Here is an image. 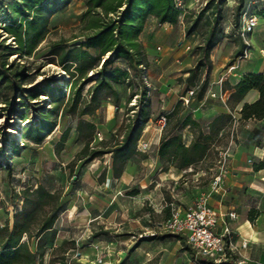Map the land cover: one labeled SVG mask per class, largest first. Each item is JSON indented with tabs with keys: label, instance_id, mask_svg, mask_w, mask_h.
Wrapping results in <instances>:
<instances>
[{
	"label": "rangeland",
	"instance_id": "rangeland-1",
	"mask_svg": "<svg viewBox=\"0 0 264 264\" xmlns=\"http://www.w3.org/2000/svg\"><path fill=\"white\" fill-rule=\"evenodd\" d=\"M204 1L198 0L183 21L165 26L156 22L148 33L140 36L145 51L142 68L150 98L147 107L150 121L143 128L137 153L127 162L121 177L114 174L111 153L88 159L92 149L103 147L101 142L108 140L111 145L121 138L134 112L128 109L136 107L133 105L138 101L135 96L129 102L132 85L127 81L115 83L120 100L115 102L113 97L102 93L106 98L102 105L94 114L82 118L97 124L86 152L82 136L88 127H82L81 133L77 114L60 117L63 102L70 97L73 79L50 51L55 42L79 41L81 2L72 1L64 12L52 18L50 32L36 53L10 57V61L21 64V69L26 66L28 76L19 78L22 87L56 78L64 89L61 99L54 102L48 96H41L30 107L25 106L26 100L20 94L14 100L11 91L0 89V110L4 109L0 111V225L5 222L13 225L16 212L23 207L25 188L35 189L42 184L60 193L55 222L57 237L46 247V262L60 259L61 252L53 253V250L64 243L71 247L68 264H207L195 258L176 234L162 228L171 215L172 206L166 210L171 202L186 206L209 195L212 204L222 200V205L230 206L238 219L248 211L249 216L264 211V194L249 180L256 172L258 177L264 175L258 167L264 161V119L245 120L239 102L231 97L237 78L245 75L244 67L263 60L264 34H251L250 56L239 59L236 52L244 46V41L233 33L240 25V13H236V6L230 10L224 5L220 19L215 22L220 40L211 52L208 84L205 89L201 87L202 69L196 73V84H189L187 71L195 66L199 46L215 20L212 9L199 17L206 7ZM3 34L1 31L0 40L13 43ZM126 66L127 63H122V67ZM139 85L136 80L134 90ZM88 88L89 85L83 89L86 100L90 97ZM7 99L10 105L5 104ZM13 106L26 117L13 112ZM174 109L177 113L171 127H164L165 115ZM46 110L52 112L56 132L41 143L23 139V128L39 122ZM188 113L200 126L179 127ZM180 131L188 145L200 131L204 135L211 132L212 138L207 142L209 155L186 169L163 170L158 148L166 133ZM13 141L18 143L17 152L13 150ZM135 190L139 193L131 194ZM230 260L244 264L233 252Z\"/></svg>",
	"mask_w": 264,
	"mask_h": 264
},
{
	"label": "trees",
	"instance_id": "trees-1",
	"mask_svg": "<svg viewBox=\"0 0 264 264\" xmlns=\"http://www.w3.org/2000/svg\"><path fill=\"white\" fill-rule=\"evenodd\" d=\"M74 0H1L7 16L8 24L0 25V32L7 35L14 43H6L0 40V89L12 92L14 100L20 94L26 100L25 106H32L34 100L41 96H48L54 102L64 95V89L56 78H46L42 82L32 84L30 87H22L19 78H26V66L21 69L19 62L10 61V57L32 56L39 50L40 45L50 32L52 18L64 12ZM86 9L81 15L82 33L79 41L66 44L63 41L53 43L50 55L57 58V62L72 77L70 84V97L61 109V119L77 114L80 118L79 127H88V132L83 133L85 141V152L93 142V136L97 128L94 121H84L85 115L94 114L101 105L105 96L113 97L115 102L120 100V94L115 83L127 81L131 88L129 102L137 96V102L133 105L138 107L129 108L134 110L129 116V122L120 139H115L113 144L109 141L101 142V148H94L88 160L111 153L114 159V174L117 177L123 175L127 162L137 153V144L141 133L147 122L150 121V113L147 109L150 102L147 85L144 79L145 63L144 45L140 39L147 24L148 17L155 15L158 22L176 24L180 20L182 10L177 8L175 0H82ZM243 1L239 0L236 13H240ZM227 0H209L206 7L199 13V17L212 9L214 23L211 26L204 42L199 46L200 52L194 67L188 69L186 80L195 85L196 73L202 69L204 78L201 87L205 89L208 84L207 72L211 66V52L219 42L215 22L221 17V13ZM264 14V9L260 10ZM1 36V35H0ZM1 38V37H0ZM244 46L236 52V56L244 54ZM92 50H97L95 54ZM127 63L122 67V63ZM20 66V67H19ZM17 67V68H16ZM19 67V68H18ZM93 72V74H90ZM136 80L139 88L134 90ZM89 85L87 93L89 99H85L83 89ZM231 97L237 100L241 106V116L245 120L264 119V72L247 73L233 85ZM252 91L258 92V97L253 101H245ZM20 92V93H19ZM5 104L10 102L7 99ZM24 104V103H23ZM80 104L82 106H80ZM4 110V109H1ZM0 110V111H1ZM13 112H17L22 118L26 116L17 107L13 106ZM177 113L174 109L167 115L166 125L171 127L173 117ZM52 112L44 111L39 122H33L23 128L22 138L28 141L41 143L47 136L56 132L52 118ZM214 127V121L211 123ZM200 126L191 113L186 114L180 121L181 128ZM212 133L203 134L199 132L197 138L186 144L182 132L166 133L159 148L158 155L163 170L171 167L180 169L197 165L209 155L208 141ZM14 142V141H13ZM18 143L14 142L13 150L18 151ZM121 164L118 166V162ZM0 164L2 161L0 160ZM7 167V164H5ZM264 168V161L258 165ZM10 171L11 168L9 167ZM135 190L131 194H138ZM60 193L48 190L39 184L35 189L27 187L24 189L23 207L16 212L14 222L0 225V264H68V251L71 247L64 243L58 244L53 253L61 252L60 259L52 258L46 262V247L53 243L57 237L55 222L58 218L60 207L58 206ZM170 205L166 210H169ZM183 241L186 249V239L177 235ZM27 237L25 240L24 238ZM37 237V241L33 238ZM194 256V254H193ZM202 263L213 264L207 258L198 259ZM222 264H238L234 260Z\"/></svg>",
	"mask_w": 264,
	"mask_h": 264
},
{
	"label": "built area",
	"instance_id": "built-area-1",
	"mask_svg": "<svg viewBox=\"0 0 264 264\" xmlns=\"http://www.w3.org/2000/svg\"><path fill=\"white\" fill-rule=\"evenodd\" d=\"M208 1H204V4L207 5ZM175 4L177 8L182 10L180 19L183 21L190 8L186 0H175ZM257 10L260 11L259 0H247L241 9L240 25L233 33L234 36H239L245 44V52L239 59L250 56V48L252 47L250 35L255 32L259 25ZM7 24V16L3 6L0 5V25L5 26ZM12 42L15 44V41ZM187 48L190 49L191 46L189 45ZM262 51L264 53V50ZM170 206H172L171 215L166 222L162 223L164 230L184 236L188 247L197 259L204 257L212 261L213 264L230 261L232 224L230 220L225 219L223 232H218L217 227L222 215L211 205L209 195H203L187 206L174 202H171ZM226 216L231 220L238 217L234 211L227 213ZM259 264H264V262Z\"/></svg>",
	"mask_w": 264,
	"mask_h": 264
},
{
	"label": "crops",
	"instance_id": "crops-1",
	"mask_svg": "<svg viewBox=\"0 0 264 264\" xmlns=\"http://www.w3.org/2000/svg\"><path fill=\"white\" fill-rule=\"evenodd\" d=\"M83 5L82 12L86 9L85 3L82 0H79ZM229 4H225L230 10L234 6H237L239 0H227ZM247 0L243 1V5ZM189 10H192L193 6L198 3V0H186ZM260 10L264 9V0H259ZM258 14L259 25L256 28V33L264 34V14ZM56 16V15H55ZM158 22V17L155 15H150L147 20L144 31L141 34V38L144 33H148L155 23ZM169 24L168 22L161 24L165 26ZM228 33L227 30L224 31ZM264 39V38H263ZM189 46V45H188ZM261 50V49H260ZM264 72V58L258 64H248L244 67L242 74L247 73H259ZM239 80L237 78L236 82ZM258 97L257 91H252L247 95L245 101H253ZM164 101V99H162ZM260 171H264L262 168ZM257 173L253 177H249V180L255 185L257 191L264 194V175L258 177ZM260 183V184H258ZM211 203V200H210ZM181 205V204H180ZM220 213L221 217L219 220V225L217 227L218 232H223L224 229V220H230L233 228V235L231 236V253H235L239 258L246 264L248 263H263L264 262V211H255L249 216V211L241 215L238 219H230L226 216L227 213L231 212L230 206L226 207L222 205V200L218 201L217 205L211 203ZM184 206V205H182ZM187 206V205H186ZM186 239V238H185ZM181 241V239H179ZM233 248V249H232ZM189 250V249H187ZM235 261V260H234Z\"/></svg>",
	"mask_w": 264,
	"mask_h": 264
}]
</instances>
